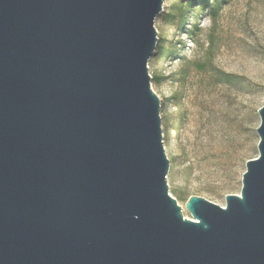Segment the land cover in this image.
I'll use <instances>...</instances> for the list:
<instances>
[{
    "label": "water",
    "instance_id": "water-1",
    "mask_svg": "<svg viewBox=\"0 0 264 264\" xmlns=\"http://www.w3.org/2000/svg\"><path fill=\"white\" fill-rule=\"evenodd\" d=\"M163 2L0 0V264H264V105L239 195L169 194Z\"/></svg>",
    "mask_w": 264,
    "mask_h": 264
},
{
    "label": "rangeland",
    "instance_id": "rangeland-1",
    "mask_svg": "<svg viewBox=\"0 0 264 264\" xmlns=\"http://www.w3.org/2000/svg\"><path fill=\"white\" fill-rule=\"evenodd\" d=\"M164 0L148 61L160 100L169 194L224 207L239 195L246 161L258 156L264 105V0H224L215 14L198 0Z\"/></svg>",
    "mask_w": 264,
    "mask_h": 264
},
{
    "label": "trees",
    "instance_id": "trees-1",
    "mask_svg": "<svg viewBox=\"0 0 264 264\" xmlns=\"http://www.w3.org/2000/svg\"><path fill=\"white\" fill-rule=\"evenodd\" d=\"M197 1H198V0H186L185 2H186V4H188L189 7H191V6H193L194 3H196ZM223 1H224V0H214V1H212V3H209V2L206 1V3H205V7H207V8L210 9V13H211V14H215V13L218 11V9L220 8V5L223 3ZM151 80H154V78L151 77ZM189 197H190V196H188V197L184 200V202H186L187 199H188Z\"/></svg>",
    "mask_w": 264,
    "mask_h": 264
}]
</instances>
